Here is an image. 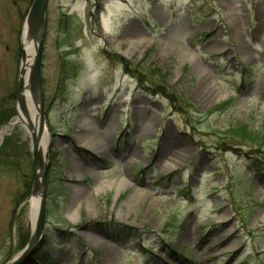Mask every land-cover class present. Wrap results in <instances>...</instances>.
Wrapping results in <instances>:
<instances>
[{
  "label": "rangeland",
  "instance_id": "1",
  "mask_svg": "<svg viewBox=\"0 0 264 264\" xmlns=\"http://www.w3.org/2000/svg\"><path fill=\"white\" fill-rule=\"evenodd\" d=\"M33 3L0 0L8 123ZM41 79L47 209L25 264H264V158L232 132L264 135V0H49ZM10 135L0 264L34 229L31 134L0 152Z\"/></svg>",
  "mask_w": 264,
  "mask_h": 264
},
{
  "label": "water",
  "instance_id": "2",
  "mask_svg": "<svg viewBox=\"0 0 264 264\" xmlns=\"http://www.w3.org/2000/svg\"><path fill=\"white\" fill-rule=\"evenodd\" d=\"M49 0H34L32 5V9L35 10L36 13V29H37V37L36 44L33 56V97L31 102L34 104V107L41 116L40 124H33L29 118H27V108L24 105V97H25V82L23 77V60L25 58V50L23 44V56L22 62L20 64L19 69V79H18V91H17V100H16V109L18 113V105L22 102V109L25 112V119L17 120L15 122H10L4 125L0 132L4 130L2 136L0 138V142L3 140L5 134H8L15 128L17 125H23L27 128L29 133L31 134V146H32V162L34 169V181H33V189H32V197L37 196L39 198V207L37 211V217L35 222V228L33 229V234L30 242L27 247H25L24 251L21 252L19 258L9 262L8 264H25V260L28 256L32 255L33 252L40 246L41 239L43 237V229H44V220L46 215V203H47V169L48 165L46 163L45 157L39 148L38 141L42 136V132L45 126V121L43 117L42 110V79H41V66H42V55H43V47L46 37V29H47V6ZM30 10V11H31ZM8 128V131H6Z\"/></svg>",
  "mask_w": 264,
  "mask_h": 264
},
{
  "label": "bare ground",
  "instance_id": "3",
  "mask_svg": "<svg viewBox=\"0 0 264 264\" xmlns=\"http://www.w3.org/2000/svg\"><path fill=\"white\" fill-rule=\"evenodd\" d=\"M36 37H37V29H36V13L35 10L32 9L29 14L26 17L24 26H23V31H22V41L24 44V50H25V58L23 60V77H24V82H25V97H24V105L27 108V118H29V120L35 124V118L38 119V113L35 110L34 104L31 102L32 97H33V56H34V50H35V44H36ZM185 57V59L188 60H193V55L188 53V55L183 56ZM202 72V71H200ZM199 72V73H200ZM203 73V72H202ZM23 105L22 102L19 103L18 105V119L22 120L25 119V112H23L22 109ZM36 119V120H37ZM39 120H37L36 124H40V121L38 123ZM111 124V123H110ZM109 124V125H110ZM4 132V130L2 132H0V138L2 136V133ZM49 140V132H48V128L47 125H45L43 132H42V136L38 141L39 144V148L43 154V157H45L46 152H47V143ZM31 203V212H32V224H33V228H35V222H36V217H37V211H38V207H39V198L37 196L32 197L30 200Z\"/></svg>",
  "mask_w": 264,
  "mask_h": 264
},
{
  "label": "trees",
  "instance_id": "4",
  "mask_svg": "<svg viewBox=\"0 0 264 264\" xmlns=\"http://www.w3.org/2000/svg\"><path fill=\"white\" fill-rule=\"evenodd\" d=\"M153 83L156 84V80L154 79V77L152 78ZM152 80L150 81V83L152 82ZM169 95H172L170 93H168ZM15 97L12 95L9 98H2L0 99V128L5 125L6 123H8L13 117H15L16 115V111H15ZM242 128V127H241ZM240 128V129H241ZM238 130L237 134L235 132V130H232V132L236 135L235 138H239L241 139L243 142H245V144L248 146L249 145V150L243 152L244 155L249 158V159H253V160H257L260 159L261 157L264 158V135L259 133V132H253V131H247L246 128L245 129H241ZM232 136V135H231ZM11 138H13L12 135L5 137V141L3 142V148L1 150L0 153L4 154L5 151L6 155L5 157L1 158L0 160V164L3 166H12V167H16V163L14 162H10V157L13 155L11 154V149H9L10 147V140ZM244 144V143H243ZM245 145V146H246ZM15 155H19L17 152L14 153ZM8 160H5L7 159ZM264 163V161H260V166ZM15 168V169H16ZM27 190L25 191V193L22 195V197L19 199V202L21 201H25L27 199H29V197H31V193H32V185L28 184L26 186ZM33 256V257H32ZM32 256L30 258H28V262L31 260H33L35 254H32ZM30 261V262H31ZM35 261V259H34Z\"/></svg>",
  "mask_w": 264,
  "mask_h": 264
}]
</instances>
